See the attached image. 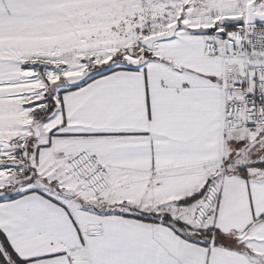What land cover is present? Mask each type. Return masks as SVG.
<instances>
[{"label": "snow or ice", "instance_id": "snow-or-ice-1", "mask_svg": "<svg viewBox=\"0 0 264 264\" xmlns=\"http://www.w3.org/2000/svg\"><path fill=\"white\" fill-rule=\"evenodd\" d=\"M0 264H264V0H0Z\"/></svg>", "mask_w": 264, "mask_h": 264}]
</instances>
